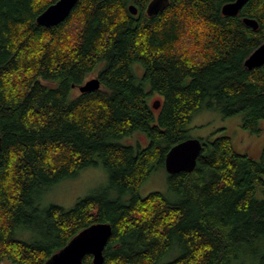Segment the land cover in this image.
<instances>
[{"label": "trees", "instance_id": "16d2710c", "mask_svg": "<svg viewBox=\"0 0 264 264\" xmlns=\"http://www.w3.org/2000/svg\"><path fill=\"white\" fill-rule=\"evenodd\" d=\"M57 1L0 0V264H45L99 223L113 227L103 264H264V148L255 160L228 135L201 138L195 170L168 174V196L139 194L201 112L262 133L264 65L245 61L264 43V0L237 16L222 14L235 0H170L153 16L152 0H80L61 24L38 25ZM92 75L101 88L75 94ZM143 134L146 147L121 143ZM101 164V193L39 206Z\"/></svg>", "mask_w": 264, "mask_h": 264}, {"label": "water", "instance_id": "95a60500", "mask_svg": "<svg viewBox=\"0 0 264 264\" xmlns=\"http://www.w3.org/2000/svg\"><path fill=\"white\" fill-rule=\"evenodd\" d=\"M80 0H58L49 6L37 18L38 25L51 28L64 22ZM248 0H235L222 7L225 16H237ZM170 0H152L147 7V14L153 16L169 5ZM133 15L138 14L135 6L130 7ZM244 24L257 30L259 24L254 19L245 18ZM264 65V43H262L245 61L249 70ZM101 88L99 78H92L79 87L81 93L97 91ZM160 108V102L154 103ZM1 145V138H0ZM202 141L190 138L174 146L166 156L165 170L169 175L181 172L192 173L202 152ZM113 233L109 223L94 224L76 235L64 248L55 253L45 264H83L86 256L93 257L94 264L104 263V251Z\"/></svg>", "mask_w": 264, "mask_h": 264}, {"label": "rangeland", "instance_id": "374dc122", "mask_svg": "<svg viewBox=\"0 0 264 264\" xmlns=\"http://www.w3.org/2000/svg\"><path fill=\"white\" fill-rule=\"evenodd\" d=\"M138 73L141 74V71L139 70ZM95 77V75H92L90 79ZM75 94H80V91L76 89ZM156 100L157 98H152L150 101ZM190 129V138L195 139L206 138L214 134L217 136L228 135L232 138L239 152L247 153L255 160L260 159L262 149L264 148V129L261 134L250 133L242 128L240 116L225 119L219 112L207 110L194 117ZM121 143L125 145H137V143H141L142 147H146L149 141L145 135H135L121 141ZM109 182V173L102 164L98 167L85 169L77 177L60 182L40 196L39 206L46 208L53 204L65 209H72L80 199L101 193L109 186ZM152 192H160L166 196L170 194L168 173L164 168L154 171L148 181L139 190V194L142 197ZM114 195L117 196V194L113 193L111 197H115ZM22 236H19V239L24 240L32 237L38 239L42 235L39 233L33 235L25 231L22 232ZM173 258H165L162 262H167Z\"/></svg>", "mask_w": 264, "mask_h": 264}, {"label": "bare ground", "instance_id": "6f19581e", "mask_svg": "<svg viewBox=\"0 0 264 264\" xmlns=\"http://www.w3.org/2000/svg\"><path fill=\"white\" fill-rule=\"evenodd\" d=\"M157 101H159V100H156L155 102H157ZM155 102H154V103H155Z\"/></svg>", "mask_w": 264, "mask_h": 264}]
</instances>
